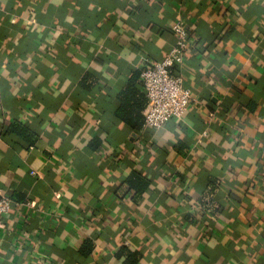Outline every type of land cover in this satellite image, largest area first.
Listing matches in <instances>:
<instances>
[{
	"label": "crops",
	"instance_id": "1",
	"mask_svg": "<svg viewBox=\"0 0 264 264\" xmlns=\"http://www.w3.org/2000/svg\"><path fill=\"white\" fill-rule=\"evenodd\" d=\"M179 20L196 101L134 133ZM0 189V264H264V0H0Z\"/></svg>",
	"mask_w": 264,
	"mask_h": 264
},
{
	"label": "built area",
	"instance_id": "2",
	"mask_svg": "<svg viewBox=\"0 0 264 264\" xmlns=\"http://www.w3.org/2000/svg\"><path fill=\"white\" fill-rule=\"evenodd\" d=\"M175 45L160 62L149 63L140 70L141 83L148 100L145 128L157 130L171 119H181L195 103L194 94L185 86L184 78L174 73L184 63L189 46V32L184 21L173 26ZM12 200L0 189V229L9 215Z\"/></svg>",
	"mask_w": 264,
	"mask_h": 264
},
{
	"label": "trees",
	"instance_id": "3",
	"mask_svg": "<svg viewBox=\"0 0 264 264\" xmlns=\"http://www.w3.org/2000/svg\"><path fill=\"white\" fill-rule=\"evenodd\" d=\"M89 77V76H88ZM87 79L84 78L82 84L90 89V85H87ZM123 96L126 97L122 98V105L119 108L118 111V117L125 122L126 125H128L129 129L134 132L138 133L141 131L142 127H144L145 123V116L143 112L146 109L147 106V98L146 94L144 92L143 95H140V98L137 101L133 100V97H129L128 95L132 93L134 95L135 93H140L139 90L136 89L135 85L130 84L126 90L123 92ZM132 103V104H131ZM12 132H14L18 136H23L26 138H30V132L25 127H17L16 129H13ZM128 185L131 186L133 189H136L138 191L144 190L148 187V181H146L144 178L134 176L130 178L127 181ZM91 245L86 244L84 249L82 250V253L85 257H87L91 253ZM134 260V258L132 259Z\"/></svg>",
	"mask_w": 264,
	"mask_h": 264
}]
</instances>
